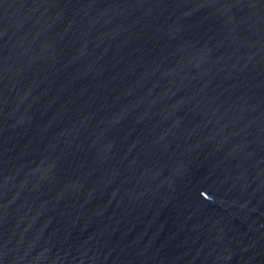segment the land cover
<instances>
[{"label": "water", "instance_id": "95a60500", "mask_svg": "<svg viewBox=\"0 0 264 264\" xmlns=\"http://www.w3.org/2000/svg\"><path fill=\"white\" fill-rule=\"evenodd\" d=\"M0 264H264V0H0Z\"/></svg>", "mask_w": 264, "mask_h": 264}]
</instances>
